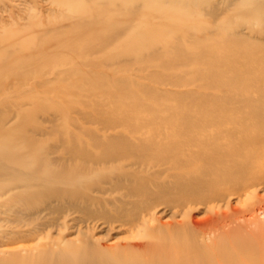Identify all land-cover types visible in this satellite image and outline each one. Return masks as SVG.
Instances as JSON below:
<instances>
[{"label":"bare ground","instance_id":"1","mask_svg":"<svg viewBox=\"0 0 264 264\" xmlns=\"http://www.w3.org/2000/svg\"><path fill=\"white\" fill-rule=\"evenodd\" d=\"M173 1L153 81L139 0H0V264H264V14Z\"/></svg>","mask_w":264,"mask_h":264},{"label":"rangeland","instance_id":"2","mask_svg":"<svg viewBox=\"0 0 264 264\" xmlns=\"http://www.w3.org/2000/svg\"><path fill=\"white\" fill-rule=\"evenodd\" d=\"M154 1L158 4L157 7H145V2ZM173 0H139V4L136 7L137 14L135 16L136 27L134 28V56L131 61H126L125 63H133L134 69H131L132 74L127 72H122L121 75H131L138 78H144L146 80H163L169 74H179L184 71L186 68H191L193 64L190 66L185 65H174L165 67L162 65L163 60L166 58H170L168 54L171 53V45L170 42L172 37L176 36L177 38H181L187 44H192L189 40H186L185 35V24L178 20L172 19L171 15L165 11L164 9L171 5ZM193 1L187 0L185 4L186 6L192 7L194 6ZM240 4H232L226 7L224 13L221 14V19L231 18L237 21V18H244L245 16L250 17L252 21H256L260 18V14H264V0H258L255 3H244L243 0L240 1ZM155 4V5H156ZM238 5V6H237ZM163 6V8H161ZM159 9H163L159 14L157 11ZM238 22V21H237ZM244 21H242L243 23ZM236 23V22H235ZM240 28L242 26H246V24H240ZM158 45V47H157ZM156 47V49H154ZM124 63V64H125ZM172 87L171 84H168ZM176 88V87H175ZM178 88V87H177ZM74 98H79L85 103V109H92L93 105H90L86 102L87 99L93 98L92 93H73ZM106 95H111L109 92L105 93ZM122 95V99H124L121 103V106L128 107L125 101V94ZM148 100L154 104L160 105L159 103L154 102L152 99ZM77 102V101H76ZM120 103V102H119ZM144 105L138 106V109H142ZM72 108L77 109L76 106L72 105ZM71 109V108H70ZM71 109V110H73ZM78 110V109H77ZM77 110L74 112L81 116ZM134 110V109H133ZM72 114H75V113ZM115 111H112L114 113ZM75 114V115H77ZM83 120V119H82ZM8 224V222H7ZM57 227H53L55 230ZM72 236L77 234L76 229H71ZM97 232L100 236L109 237L105 228L98 227ZM56 233V232H55ZM117 236V238H124V233L121 232H113L112 236ZM47 236V232H43L41 235L32 238V241L40 239H45Z\"/></svg>","mask_w":264,"mask_h":264}]
</instances>
